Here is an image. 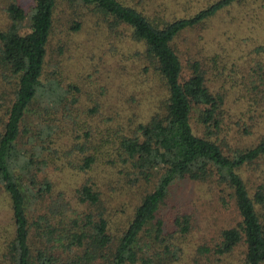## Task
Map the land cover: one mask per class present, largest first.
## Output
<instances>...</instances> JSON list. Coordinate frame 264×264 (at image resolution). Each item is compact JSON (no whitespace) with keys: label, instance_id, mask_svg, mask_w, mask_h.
Listing matches in <instances>:
<instances>
[{"label":"trees","instance_id":"obj_1","mask_svg":"<svg viewBox=\"0 0 264 264\" xmlns=\"http://www.w3.org/2000/svg\"><path fill=\"white\" fill-rule=\"evenodd\" d=\"M240 1L211 0L186 16L169 20L148 17L119 0H29L25 5L22 0L5 1L7 21L0 28V187L8 197L11 229L1 228L0 264H148L153 261L149 256L153 252V257L163 253L175 257L174 248L170 249L172 236L187 233L190 218L185 213L175 216L172 224L176 230L163 233L162 220L156 215L169 188L183 179L214 181L227 190L239 216L234 225L219 231L210 249L202 246L201 250L213 253L216 261L224 264L221 258L239 248L238 264H264V194L258 188L250 196L238 173L244 164L264 156V133L252 146L226 154L217 136L224 94L207 87L204 70L196 59L188 62L189 74L181 79V63L172 46L179 33ZM59 2L89 7L110 16L114 24L126 26L131 39L143 45L135 57L155 89L156 99L147 118L114 148V155L130 164L132 179H154L152 189L142 195L119 232L111 233L101 193L92 181L74 189L75 201L86 205V211L74 214L64 207L67 203L62 197L60 207L41 214L32 208V203L41 206L51 192L49 182L38 179L34 172L49 162L42 159L41 143L45 138L51 142L58 110L67 113L71 109L62 99L59 77L44 71L53 12ZM72 23L71 29L79 27L78 20ZM261 73L250 81L247 91L264 86V71ZM70 88L75 89L67 85L65 91ZM259 91L264 93V89ZM262 93L252 100L264 103ZM31 103L38 112L32 126L36 135L30 137L31 153L27 154L20 142L22 134L32 128L24 124ZM192 113L197 131L192 126ZM36 139L39 143L34 144ZM97 147L100 149L99 144ZM94 160L88 154L80 167L87 168ZM20 175L26 177L25 183Z\"/></svg>","mask_w":264,"mask_h":264},{"label":"rangeland","instance_id":"obj_2","mask_svg":"<svg viewBox=\"0 0 264 264\" xmlns=\"http://www.w3.org/2000/svg\"><path fill=\"white\" fill-rule=\"evenodd\" d=\"M5 1L0 0V28L7 21L3 11ZM28 1L22 0L24 5ZM119 1L148 17L169 20L186 16L211 0ZM73 20L79 21L75 30L70 27ZM172 46L181 63V79L189 74L188 62L196 59L204 70L207 87L224 94L217 136L225 153L256 143L264 133V103L255 100L264 86L260 85L257 91L247 89L250 81L264 71V0H242L222 7L201 24L179 33ZM142 49L141 42L131 39L130 30L114 24L110 16L80 4H56L44 71L59 77L62 99L71 109L67 113L58 110L51 142L45 138L41 143L42 159L49 162L34 172L38 179L49 182L51 192L45 195L41 206L32 203L33 211L38 209L41 214L51 207H60L59 197L74 214L86 211V205L75 201L74 189L92 181L101 193L104 217L114 233L126 225L142 195L152 189L154 179L146 181L140 176L132 179L130 164L114 155L119 140L133 134L135 125L147 118L156 99L152 80L142 73L139 58L135 57ZM67 85H74L75 89L65 91ZM36 107L31 103L25 113L26 128L33 126ZM194 115L191 114V122L197 131ZM30 129L31 134H22L20 142L27 154L31 153L30 137L34 139L36 135L35 127ZM88 154L93 155L94 162L87 168L80 167ZM238 173L250 196L258 188L264 194V156L244 164ZM20 177L25 183L26 177ZM182 213L190 220L187 233L176 232L172 236L170 249L174 248L177 257L166 253L153 257L155 253L148 251L153 258L148 264H220L213 253L201 248L210 249L219 231L239 220L227 190L211 180L174 182L156 215L162 220L163 233L176 230L172 219ZM1 228L10 230L11 221L8 197L0 187V234ZM239 257L240 249L236 248L221 259L224 264H238Z\"/></svg>","mask_w":264,"mask_h":264}]
</instances>
